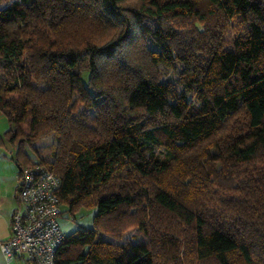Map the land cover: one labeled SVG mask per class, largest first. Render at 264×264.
<instances>
[{
	"label": "trees",
	"instance_id": "obj_1",
	"mask_svg": "<svg viewBox=\"0 0 264 264\" xmlns=\"http://www.w3.org/2000/svg\"><path fill=\"white\" fill-rule=\"evenodd\" d=\"M2 4L0 145L97 209L56 264H264V0Z\"/></svg>",
	"mask_w": 264,
	"mask_h": 264
},
{
	"label": "built area",
	"instance_id": "obj_2",
	"mask_svg": "<svg viewBox=\"0 0 264 264\" xmlns=\"http://www.w3.org/2000/svg\"><path fill=\"white\" fill-rule=\"evenodd\" d=\"M61 186V177L44 163L33 161L21 168L12 233L0 240L7 262L22 257L30 264H56L65 238L58 222L63 212L58 195Z\"/></svg>",
	"mask_w": 264,
	"mask_h": 264
},
{
	"label": "crops",
	"instance_id": "obj_3",
	"mask_svg": "<svg viewBox=\"0 0 264 264\" xmlns=\"http://www.w3.org/2000/svg\"><path fill=\"white\" fill-rule=\"evenodd\" d=\"M10 127L7 116L0 109V137ZM16 147L5 141L0 145V240L10 237L12 233V215L18 203L17 186L21 168L15 158ZM4 255L0 248V264ZM5 260V259H4ZM5 264H30L22 257Z\"/></svg>",
	"mask_w": 264,
	"mask_h": 264
},
{
	"label": "rangeland",
	"instance_id": "obj_4",
	"mask_svg": "<svg viewBox=\"0 0 264 264\" xmlns=\"http://www.w3.org/2000/svg\"><path fill=\"white\" fill-rule=\"evenodd\" d=\"M5 4L0 5V8ZM160 69L162 73V81L174 82L176 79V72L173 68L165 66L163 63L160 64ZM92 114V110L90 111ZM43 145L46 143V139H42ZM25 150L32 161L37 160V156L29 145L25 146ZM160 148H158V151ZM97 213L95 207H88L85 205L77 206L76 209L70 210L69 204L63 203V212L58 217V222L61 225L62 231L65 235L72 234L74 231L80 228H91L95 226L94 219ZM138 231L131 229L125 233V239L127 241L135 242L137 240ZM104 238L108 239L107 235H103ZM7 262L3 259V263ZM13 262V261H12ZM10 263V262H8Z\"/></svg>",
	"mask_w": 264,
	"mask_h": 264
}]
</instances>
